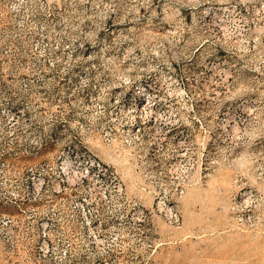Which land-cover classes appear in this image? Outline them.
Masks as SVG:
<instances>
[{
  "label": "rangeland",
  "instance_id": "374dc122",
  "mask_svg": "<svg viewBox=\"0 0 264 264\" xmlns=\"http://www.w3.org/2000/svg\"><path fill=\"white\" fill-rule=\"evenodd\" d=\"M23 11L0 6V264H264V0ZM151 90L160 133L128 113ZM78 153L126 204L96 210Z\"/></svg>",
  "mask_w": 264,
  "mask_h": 264
},
{
  "label": "built area",
  "instance_id": "2783aa9c",
  "mask_svg": "<svg viewBox=\"0 0 264 264\" xmlns=\"http://www.w3.org/2000/svg\"><path fill=\"white\" fill-rule=\"evenodd\" d=\"M36 1L43 5V0H0V6L10 3L14 19L24 6L22 17L29 18L33 15V12L26 10ZM17 11L19 12L17 13ZM63 162L72 184H83L89 189L90 194L95 199L96 210L101 209L106 212L116 211L117 207L120 208L123 204L127 203L128 198L124 193L121 182L112 168L101 159L93 156L85 159L78 153L75 158L70 156ZM128 205L135 209L133 204ZM157 205L158 207L165 208L172 215L171 207L164 200L160 199ZM142 211L141 209H135L133 213L140 219Z\"/></svg>",
  "mask_w": 264,
  "mask_h": 264
},
{
  "label": "bare ground",
  "instance_id": "6f19581e",
  "mask_svg": "<svg viewBox=\"0 0 264 264\" xmlns=\"http://www.w3.org/2000/svg\"><path fill=\"white\" fill-rule=\"evenodd\" d=\"M210 20L217 26H219L216 21L215 17L210 18ZM151 93L156 94L159 96L157 93V90H151L148 93L147 99L145 102L140 103V104H132V108L128 111V113H131V115H134L133 117H139L142 120V124H146L147 128H152L153 130L156 131V133H160L163 130V126L167 124H176V121H171L170 118H165V114L162 111V98L161 100L157 97H152L150 96ZM137 98H140V93L137 95ZM135 103V102H134ZM149 106L153 109V112H151L148 109H144L145 106ZM220 125V123H219ZM140 132V128L133 129V126H130L129 133L132 136L138 137V134Z\"/></svg>",
  "mask_w": 264,
  "mask_h": 264
}]
</instances>
